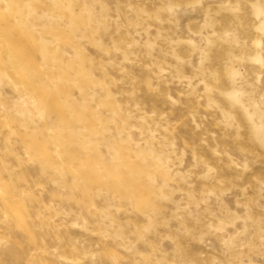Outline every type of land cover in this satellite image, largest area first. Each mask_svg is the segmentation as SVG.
Here are the masks:
<instances>
[{
	"label": "rangeland",
	"instance_id": "obj_1",
	"mask_svg": "<svg viewBox=\"0 0 264 264\" xmlns=\"http://www.w3.org/2000/svg\"><path fill=\"white\" fill-rule=\"evenodd\" d=\"M0 264H264V0H0Z\"/></svg>",
	"mask_w": 264,
	"mask_h": 264
}]
</instances>
